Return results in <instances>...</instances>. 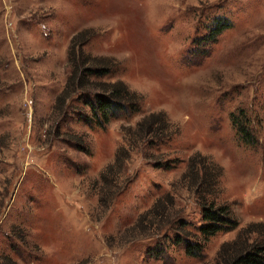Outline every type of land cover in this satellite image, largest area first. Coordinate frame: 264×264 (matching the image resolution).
Wrapping results in <instances>:
<instances>
[{
  "label": "rangeland",
  "instance_id": "obj_1",
  "mask_svg": "<svg viewBox=\"0 0 264 264\" xmlns=\"http://www.w3.org/2000/svg\"><path fill=\"white\" fill-rule=\"evenodd\" d=\"M216 16L229 27L195 48ZM79 48L78 66L107 59L109 72L74 75ZM116 81L139 111L81 121L79 99ZM159 112L172 136L148 148L136 124ZM193 156L220 174L205 200L237 222L196 258L168 240H193L201 222L195 164L183 176ZM246 237L264 249V0H0V264H225Z\"/></svg>",
  "mask_w": 264,
  "mask_h": 264
},
{
  "label": "trees",
  "instance_id": "obj_2",
  "mask_svg": "<svg viewBox=\"0 0 264 264\" xmlns=\"http://www.w3.org/2000/svg\"><path fill=\"white\" fill-rule=\"evenodd\" d=\"M228 27L229 23L226 18L220 16L212 18L209 25L206 26L205 34L195 39L197 43L195 48L200 49L199 46H205V43L207 44L214 42L216 38H218ZM80 34L81 33L74 37L73 43ZM82 44L85 43L83 42ZM71 54L73 55L72 57ZM71 54H69V59L71 60L72 66L74 67V75L78 74V69L79 72L82 70L83 78L85 76L102 78L109 72V60L107 59H97L87 56V67L85 66L86 63H82V66H78V60L76 59L78 54H80V56L83 55L81 48H79L78 52ZM70 81L63 90V93H66V95H61L63 98V103H65L66 99L76 90V88L74 90L75 86ZM70 83L71 86L67 88ZM102 86L103 89L99 91L100 93H96L93 96L85 95L79 99L89 111V115H87V113L79 114L83 116L80 118L81 121L85 122L90 127L95 126L96 128L102 129L107 126L111 120L119 118L121 115H132L133 113H137L139 111L143 97L135 92H130L128 87L123 82L116 81L113 83H103ZM238 120L239 119L237 118L235 121H233V124L235 125L240 139H242L244 143L255 144L253 137L250 135V127L248 128V126L245 124L246 121L244 120L243 122L240 120L237 122ZM136 125L137 134L133 136H135V138L138 140H143L146 136L149 137V143H147L148 148H154L163 143L165 144L167 140L171 139L172 133L169 132L170 124H168L164 113H151L144 117V120H141V122L137 123ZM121 155H124L123 148L119 149L116 153L113 164L107 167L108 173L105 175L103 171V177L101 180L104 185H111L115 182L112 179H109L110 176L114 174V170L120 169L123 160L128 159V154L125 156ZM193 158L194 156L189 159L187 173H185L183 176L186 178L190 170L194 169H190V166L195 164L196 169L193 170L194 172H190V174H194L193 185L197 184V186L201 189L200 194L204 196L201 198V200H203L201 203V222L197 229V235L193 237V240H184L178 234L171 236L168 238V240H170L172 245H182V248L187 256L196 258L201 254L205 240L207 241L209 238L215 236L218 233L235 230L237 228V222L233 220L232 214L230 213V210L227 206H215L213 200L210 202L205 200L207 199L206 196H211L215 193V187H217L218 183L217 179L220 177L219 173L218 175L214 173V170L217 169V167L209 163L207 164L205 161L204 163L201 161L196 162ZM118 174L119 172L117 171L115 175L117 176ZM155 207L156 206L151 208L148 211V214L152 213ZM186 225L187 223L184 221L180 223L179 230H181V233L185 232ZM245 241L246 242H242L240 244H236L235 242V249L231 251L232 253L230 252V256L227 252H223L225 254V258L229 256V259L225 261V264H264V249L256 247L251 251H248V248L246 247L247 237L245 238ZM157 251L162 252L161 250ZM158 254L159 256L161 255V253Z\"/></svg>",
  "mask_w": 264,
  "mask_h": 264
}]
</instances>
